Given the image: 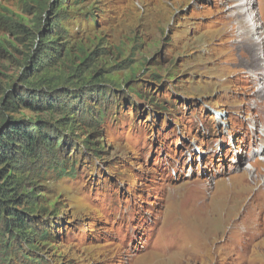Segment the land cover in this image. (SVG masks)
<instances>
[{
	"label": "rangeland",
	"instance_id": "374dc122",
	"mask_svg": "<svg viewBox=\"0 0 264 264\" xmlns=\"http://www.w3.org/2000/svg\"><path fill=\"white\" fill-rule=\"evenodd\" d=\"M237 4L0 0V264H264V61L225 43Z\"/></svg>",
	"mask_w": 264,
	"mask_h": 264
},
{
	"label": "bare ground",
	"instance_id": "6f19581e",
	"mask_svg": "<svg viewBox=\"0 0 264 264\" xmlns=\"http://www.w3.org/2000/svg\"><path fill=\"white\" fill-rule=\"evenodd\" d=\"M232 2H237L238 4L235 6V13L232 16L231 24H228V26L225 27L224 36L227 37L225 40V43H227L230 47L233 49L236 48H245L247 51L244 55H237V58H242L244 56V60L242 61L246 62V65L251 66V68L248 70L250 73L255 72V68L257 67V62L263 60L264 61V23L263 17H264V11L263 9L260 10V14H254L256 11L255 7V1L253 0H231ZM260 5L262 6L264 3V0H259ZM258 20V24L262 23V30H258L257 28H254L252 26V22ZM259 34V38H255L254 34ZM264 87L262 86V90ZM261 95V94H260ZM259 105V103H257ZM255 141V138H254ZM256 145V153L260 156H262L261 160L259 161L262 167H264V138L261 139V142L259 141ZM258 162V161H257ZM256 164V163H255ZM258 164V165H260ZM253 165V164H251ZM257 165V164H256ZM264 174V169H260L258 172H256L257 178ZM205 181V180H204ZM244 180L241 179L239 182H243ZM233 185L232 183L229 184V186ZM205 189V186H196L192 189V192H198L202 193ZM215 193V192H214ZM231 192L223 193L217 190L216 196L218 197L219 201H221V205L217 207V211L219 208V211H221L224 201L226 203L224 214L227 213L228 218L223 220H229V217L231 213H229V210L231 207H229V198L231 196ZM194 194H192L193 196ZM213 195V194H212ZM195 196V195H194ZM193 207L194 210L197 211L198 208V214L199 215H205V219L200 220L202 223L208 222L209 215L213 213V210H209L210 214H207V211L204 209L202 205L199 204V200L197 197L193 198ZM192 221L198 224V215L197 213H194L191 215ZM231 218V217H230ZM231 220V219H230ZM201 223V224H202Z\"/></svg>",
	"mask_w": 264,
	"mask_h": 264
},
{
	"label": "trees",
	"instance_id": "16d2710c",
	"mask_svg": "<svg viewBox=\"0 0 264 264\" xmlns=\"http://www.w3.org/2000/svg\"><path fill=\"white\" fill-rule=\"evenodd\" d=\"M28 141H29V143H27V144H25L26 145V147H28L29 146V144H31L32 142H33V138H31V137H28ZM30 149V148H29ZM1 157H3V155L1 156ZM65 173H70V172H65ZM10 193L11 192V190L10 189H8V188H3V187H1L0 186V195H2L3 197L4 196H6L7 194L6 193ZM10 201V200H9ZM14 215V214H13ZM15 217H13V218H9L10 220V222H11V224L13 223V224H17V225H20L22 222H21V216L20 215H14Z\"/></svg>",
	"mask_w": 264,
	"mask_h": 264
}]
</instances>
